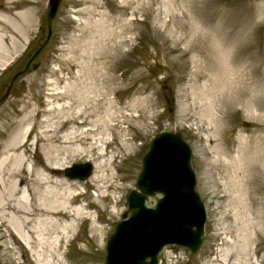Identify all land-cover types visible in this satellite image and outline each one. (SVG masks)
I'll return each mask as SVG.
<instances>
[{
	"label": "rangeland",
	"instance_id": "1",
	"mask_svg": "<svg viewBox=\"0 0 264 264\" xmlns=\"http://www.w3.org/2000/svg\"><path fill=\"white\" fill-rule=\"evenodd\" d=\"M20 6L29 20L19 33L0 24V161L27 129L29 185L38 174L60 192L71 184L81 213L59 264H102L141 157L164 130L190 147L205 223L196 253L166 246L158 264H264V0H60L49 33L47 0ZM84 162L86 179L64 177ZM55 217L60 233L70 219ZM7 225L0 264H35Z\"/></svg>",
	"mask_w": 264,
	"mask_h": 264
},
{
	"label": "bare ground",
	"instance_id": "2",
	"mask_svg": "<svg viewBox=\"0 0 264 264\" xmlns=\"http://www.w3.org/2000/svg\"><path fill=\"white\" fill-rule=\"evenodd\" d=\"M26 1L28 0H3L4 11L0 9V24H7L12 32L19 33L23 25L29 20L28 11L21 6L16 10L11 5L14 2L24 4ZM12 15H15L18 20L14 21ZM3 55L4 53H1L0 58ZM27 131V129L19 128L14 133L5 146L4 154L6 156L0 161V219L3 226L8 223L7 226L11 228L13 236L17 237L14 249L30 252L34 257L35 264H54L53 259L58 255L57 249L60 240L69 228H74L75 218L80 211L75 210L70 205L71 184L67 185L63 192H60L52 186L43 185L44 181L41 180L44 178H42V174L41 176L38 174L39 178L34 179L29 185V178L34 175L33 170L25 160V150H23L26 149ZM73 134L71 135L73 140L80 138L77 134ZM66 138L70 137L67 136ZM51 150L52 147H49L50 152ZM238 150L241 151L240 148ZM167 157L169 161L163 163L162 174L157 173L155 167L152 168L150 172H147L150 173L146 178L147 182L159 184V182L166 181L164 186H168L172 182L173 185L171 184V186L173 187L183 185L180 173L174 175L175 171L181 168L179 159H175L176 162L178 161L175 165L174 158L172 159L170 154ZM47 160L48 164L51 165L49 156ZM173 193L171 189L169 193L167 192L164 198L166 203L163 211L155 212L149 218L141 216L136 219L129 229L132 238L122 234L112 241L115 246V253L110 264H137L136 260L144 253L149 255V252L155 247V243L163 237L164 231L167 233L172 231L176 224L178 234L184 236L186 232L180 224L189 222L195 224L198 219L197 208L190 205L188 209L185 206L175 208V202L178 200ZM59 210H62L63 213ZM180 210H184V212ZM58 215L70 219L68 225L61 228L60 233L55 224V216ZM179 217L181 219L176 223L175 220ZM153 245L154 247L150 250ZM12 262L11 264H23L22 262ZM56 263L59 264L58 258H56Z\"/></svg>",
	"mask_w": 264,
	"mask_h": 264
},
{
	"label": "water",
	"instance_id": "3",
	"mask_svg": "<svg viewBox=\"0 0 264 264\" xmlns=\"http://www.w3.org/2000/svg\"><path fill=\"white\" fill-rule=\"evenodd\" d=\"M60 0H47L48 10L46 15V24H47V33H49V24L51 18L53 17L56 7ZM6 92L0 97V101L6 96ZM168 111H171V107H167ZM173 149H172V148ZM171 155V158L174 160V164L179 163L181 168L176 170L174 175L180 173L183 185H178L177 187L166 185V181L150 184L147 182L146 178L148 177L147 172H150L152 168L155 167L157 173L162 174V165L163 163L169 161L167 155ZM176 159V160H175ZM191 150L188 143L183 139L180 132H173L170 130L161 131L150 139L148 146L143 153L139 170L135 179L134 188H130L125 196L126 209L121 213V218L116 221L113 225L111 232L106 237L104 245V256L102 264H110L113 260L115 253V246L112 244L113 240L119 235L125 234V236H132L129 233V229L132 224L135 223L136 219L141 216H149L155 212L163 211L165 207V196L167 192H170V189L174 192L176 201L175 208L186 207L188 209L189 205L194 206L198 210V219L194 223H181V228L186 232L184 236L178 234V226L175 224L172 228V231H164L163 237L158 240L151 247L149 255L145 253L136 260L137 264H158V253L163 247L166 246H177L185 248L189 254H194L197 252L199 247L203 242V233H204V223H205V208L201 198L195 190V176L194 171L191 167ZM91 163L84 162L78 164H72L66 166L62 171L64 177L67 179H86L91 173ZM55 173L57 171L53 170ZM148 183V184H147ZM147 184V185H146ZM173 185V184H172ZM158 195L152 206H146L145 201L148 197L152 195ZM162 194V196H161ZM168 200V198H167ZM184 212V210H180ZM181 217L177 218L175 222L177 223ZM173 224V222H172ZM182 236V237H181ZM116 244V243H115ZM142 254V253H141Z\"/></svg>",
	"mask_w": 264,
	"mask_h": 264
}]
</instances>
